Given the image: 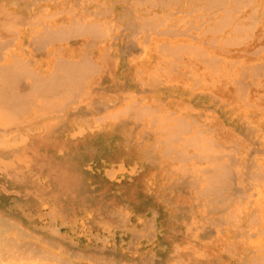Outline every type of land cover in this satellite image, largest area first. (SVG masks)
Masks as SVG:
<instances>
[{"label": "bare ground", "instance_id": "obj_1", "mask_svg": "<svg viewBox=\"0 0 264 264\" xmlns=\"http://www.w3.org/2000/svg\"><path fill=\"white\" fill-rule=\"evenodd\" d=\"M0 264H264V0H0Z\"/></svg>", "mask_w": 264, "mask_h": 264}]
</instances>
